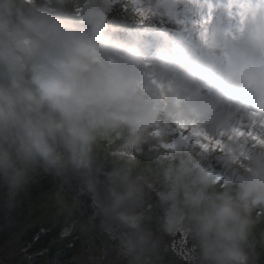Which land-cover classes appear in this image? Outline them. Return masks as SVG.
<instances>
[{
	"label": "clouds",
	"instance_id": "9594fccd",
	"mask_svg": "<svg viewBox=\"0 0 264 264\" xmlns=\"http://www.w3.org/2000/svg\"><path fill=\"white\" fill-rule=\"evenodd\" d=\"M45 176L108 264H260L264 0H0V207Z\"/></svg>",
	"mask_w": 264,
	"mask_h": 264
},
{
	"label": "trees",
	"instance_id": "16d2710c",
	"mask_svg": "<svg viewBox=\"0 0 264 264\" xmlns=\"http://www.w3.org/2000/svg\"><path fill=\"white\" fill-rule=\"evenodd\" d=\"M148 28L151 37L162 31L158 24ZM56 185L42 177L22 203L0 207V264H108L117 258L115 242L90 219L91 197L74 185L61 186L60 197H53ZM259 261L264 264V251Z\"/></svg>",
	"mask_w": 264,
	"mask_h": 264
},
{
	"label": "rangeland",
	"instance_id": "374dc122",
	"mask_svg": "<svg viewBox=\"0 0 264 264\" xmlns=\"http://www.w3.org/2000/svg\"><path fill=\"white\" fill-rule=\"evenodd\" d=\"M160 36H161V32H155L152 34L153 40L160 39Z\"/></svg>",
	"mask_w": 264,
	"mask_h": 264
}]
</instances>
